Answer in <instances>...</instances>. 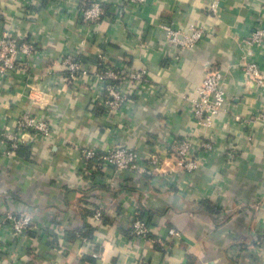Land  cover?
Instances as JSON below:
<instances>
[{
  "label": "crops",
  "instance_id": "obj_1",
  "mask_svg": "<svg viewBox=\"0 0 264 264\" xmlns=\"http://www.w3.org/2000/svg\"><path fill=\"white\" fill-rule=\"evenodd\" d=\"M79 1L0 0V33L35 47L0 75V264H264V87L241 72L255 57L264 80V48L244 43L254 26L264 29V0H146L138 8L96 0L106 14L94 25L79 19ZM167 26L181 40L192 28L201 38L183 47ZM99 55L113 69L147 71L144 90L120 85L126 101L114 112L93 78ZM70 57L88 77L66 79ZM213 70L225 102L205 123L193 102ZM29 86L44 94L45 108L30 104ZM25 112L45 118L51 134L25 131L11 150L2 133H14ZM182 138L199 154L196 171L181 170L166 151ZM114 146L135 150L141 167L83 169L84 151ZM23 212L32 226L15 240L5 217ZM137 216L151 230L140 239L129 234Z\"/></svg>",
  "mask_w": 264,
  "mask_h": 264
},
{
  "label": "built area",
  "instance_id": "obj_2",
  "mask_svg": "<svg viewBox=\"0 0 264 264\" xmlns=\"http://www.w3.org/2000/svg\"><path fill=\"white\" fill-rule=\"evenodd\" d=\"M54 1V0H48ZM56 1V0H55ZM128 4L134 8L143 5L146 0H127ZM125 3L117 1L114 6L118 12L124 15L128 14L129 8ZM212 11H216L215 4L210 6ZM78 17L85 25H94L105 16L103 5L96 0H80L77 5ZM192 26L190 27V29ZM169 40L183 47L193 46L200 38L201 32L192 28L189 34H185L184 39H179L178 30L172 27H165ZM244 43L248 46L255 47L261 51L264 48V29L260 26H254L248 37L244 39ZM35 53V47L28 41H19L10 31L0 33V75H5L16 70V56L23 54L31 57ZM253 57L250 60L245 59L241 62V72L246 83H251L255 87L263 88L264 80L261 76V67L259 61ZM102 55L98 56L96 61L97 71L93 78L102 86V92L105 95L103 105L110 112L121 109L126 101V95L120 90V85L125 82H131L138 86V90H144L147 80V71L140 68L134 71H125L121 69H113L103 62ZM68 81H76L89 76V71L84 68L81 63L74 57L64 60ZM221 73L219 70H213L203 78L197 91L199 99L194 101V115L201 122H209L212 115L218 113L225 98L220 89ZM44 94L34 86H29L28 98L32 106L43 109L46 104L40 100ZM263 122L264 129V112L258 115ZM15 132L12 133L7 128L3 131V140L7 147L16 150L23 142L22 134L25 131H31L32 134L39 139H45L50 136L52 126L45 119L36 114L25 112L17 120ZM200 147L209 151L210 144L202 142ZM167 153L173 155L176 159L178 168L187 172L196 171L200 165L199 154L195 150L193 143L187 139H174L167 144ZM85 162V163H84ZM151 163H158L157 159H151ZM93 165L99 172L104 173L107 169L114 171L136 170L141 167V159L139 154L125 146H114L103 152L95 150H86L83 152V169ZM145 170V169H144ZM95 219H100V212H95ZM8 221L11 237L20 240L32 226V218L29 213L23 212L18 214H10L5 217ZM150 227L147 221L140 217H135L129 229L131 238H144L150 233ZM167 236L172 239H179L180 234L173 228L167 230ZM1 244V238H0Z\"/></svg>",
  "mask_w": 264,
  "mask_h": 264
}]
</instances>
